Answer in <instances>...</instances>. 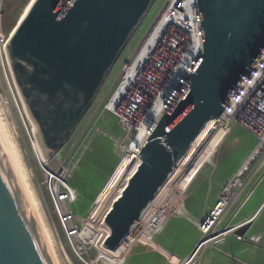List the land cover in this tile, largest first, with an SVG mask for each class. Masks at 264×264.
Returning <instances> with one entry per match:
<instances>
[{"label": "water", "instance_id": "obj_1", "mask_svg": "<svg viewBox=\"0 0 264 264\" xmlns=\"http://www.w3.org/2000/svg\"><path fill=\"white\" fill-rule=\"evenodd\" d=\"M155 1L33 0L18 21L6 58L45 159L70 139ZM197 1L201 57L102 218L108 230L102 246L109 252L124 241L203 127L221 117L264 51V0ZM0 264H54L1 149Z\"/></svg>", "mask_w": 264, "mask_h": 264}, {"label": "rangeland", "instance_id": "obj_2", "mask_svg": "<svg viewBox=\"0 0 264 264\" xmlns=\"http://www.w3.org/2000/svg\"><path fill=\"white\" fill-rule=\"evenodd\" d=\"M28 1L0 0V37L3 40L8 39L11 29ZM164 1L154 2L111 68L70 139L56 155L61 163L72 161L75 164L72 178L69 180L70 185L76 190V200L71 205V209L76 215L79 227L82 229L83 226H87L92 229L96 232L97 239L104 234V228L99 223L100 215L136 161V156L134 157V152L129 147L130 138L132 139L135 130L129 128L130 125L128 126L130 130L126 128L118 112L108 111L105 109L106 104L118 88L125 67L147 37V32ZM0 54L3 60L2 66L0 57V119L22 167L25 181L54 237L53 246L59 258V264H88L89 259L97 254L98 241L87 246L88 255L82 253L84 263L79 261L70 249L69 242L52 213L51 202L42 185V175L37 163L43 162L45 158L39 146L36 131L11 84L2 49ZM232 137L237 138L236 150L232 154L234 158L232 164L243 165L257 145V139L234 123L223 127L213 126L198 152L163 197L153 204L144 225L118 252L112 264H122V262L123 264H180L188 256L183 264L192 263L197 252V248H194L199 240L205 237L198 225L211 215L222 197L225 185L231 181L227 180L224 185H214L212 172L220 169L221 150L234 149L228 143ZM243 157L246 159L244 158L242 163ZM228 158L231 160L230 156ZM254 161L247 175L238 181L241 186L230 195L223 209L224 212L217 217L213 231L243 221V211L238 213L236 210L245 196L260 185L249 202L251 206L264 192V163L259 164L258 159ZM231 162L229 161L227 166L231 165ZM227 166L223 167L224 172L230 171L231 168ZM238 170H236L237 173ZM262 176L263 179L260 181ZM209 184H212V191L208 203H205L203 199ZM211 196H213L212 199ZM235 212L237 214L233 216ZM256 214L257 219L248 225L250 228L253 226L249 234L262 233L264 243V205ZM225 234L226 232L218 233L215 237L208 239L206 244L212 241L218 242ZM232 240L231 237H227L223 243L209 245L196 257L194 264H264V249L253 248L250 244ZM102 257H104L103 262L106 263L107 258L103 255Z\"/></svg>", "mask_w": 264, "mask_h": 264}, {"label": "built area", "instance_id": "obj_3", "mask_svg": "<svg viewBox=\"0 0 264 264\" xmlns=\"http://www.w3.org/2000/svg\"><path fill=\"white\" fill-rule=\"evenodd\" d=\"M153 32H157V37L147 69L143 71L142 77L131 89L128 100L118 109V115L122 119L123 125L127 124L125 126L127 128L130 125L129 128H133L135 133L136 125L140 124L147 108L157 98L168 96L165 101L166 106L161 111L157 121L159 122L175 95L188 79L189 74L199 62L202 54V33L198 1L165 0L147 34ZM6 43L7 39L3 40L0 37V47L4 49ZM1 64L3 66L2 57ZM221 117L227 119L228 124H237L254 136L257 139V145L262 141V137H264V51L250 74L228 100ZM157 124L155 123L148 129L146 135L143 137L142 145L150 137L152 130ZM56 155L53 156L55 157V161L52 164L37 163L42 175V185L51 202L52 213L68 240L70 249L74 253V256L84 263L82 253H87L88 255V244L83 243L80 238L82 229L77 224L76 215L71 209V205L76 200V190L70 185L69 180L72 178L75 164L72 161L61 163L58 161ZM256 159L260 160L259 164L264 163V146ZM252 164L245 172V175L249 172ZM236 175L237 172L231 181H235ZM263 176L260 181H262ZM240 179L237 178L236 180L239 181ZM220 205H222V197L212 212V216L208 217L203 223H199V230L202 235H205L199 242L210 236L214 237L221 231L226 232V236L218 242L205 246L201 244L191 264H194L197 259L196 257H198L202 250L209 245L223 243L227 237H231L236 242L250 244L253 248L264 249L262 233L249 234L250 226L247 227L244 233H237L243 226L242 222L213 231L217 223V217H220L224 212V210L221 211L219 209L221 207L224 209L225 206ZM215 211L216 215H213ZM255 215L249 224L257 219ZM209 232L211 233L209 234ZM188 257L180 264H183Z\"/></svg>", "mask_w": 264, "mask_h": 264}, {"label": "bare ground", "instance_id": "obj_4", "mask_svg": "<svg viewBox=\"0 0 264 264\" xmlns=\"http://www.w3.org/2000/svg\"><path fill=\"white\" fill-rule=\"evenodd\" d=\"M32 1L33 0L28 1L26 6L24 7L22 13L20 14L15 26L17 25L18 21L24 16L25 12L27 11V9L30 6V4L32 3ZM15 26L11 29V32L14 30ZM156 37H157V32H153L151 34L148 33L147 37L145 38V40L143 41V43L141 44V46L139 47V49L137 50L135 55L132 57L129 64L125 67L123 78L121 79V82H120L118 88L116 89V91L113 93L110 100L106 104L105 109H107L108 111L117 113L118 109L123 105V103L128 100V96H129L131 89L137 84L140 77H142L143 71L145 69H147V66H148V63L150 60V56H151V53L153 50V46H154V43L156 41ZM1 49H2L3 56L5 55L4 61H5V64L7 66V69H8L9 79H10L11 84H12L13 88L15 89L17 95L19 96V99L23 105V108L25 109V106L23 104V101L21 99V96L17 90V87L14 83V80H13V77L11 74V70H10V67L8 64V60L6 58L5 47H4V49H3V47H1ZM164 97H166V96H162V97L157 98L152 103V105L147 108L142 120L140 121V124L136 125V133L133 135L132 139L130 138L131 141L129 143L130 149L132 150V152H134V157L137 155V153H138V151L142 145L143 137L146 135V132L148 131V129L152 125H154L155 123H158L157 121L160 117L161 111L166 106L165 101L168 98V96L166 98H164ZM25 111H26V109H25ZM26 113H27V111H26ZM27 115H28V113H27ZM28 117H29V115H28ZM31 122H32V120H31ZM228 123L229 122H227V119L219 117V118L211 119L203 127V129L201 130L199 135H197V137L192 142V144H191L190 148L188 149V151L186 152V154L180 160L176 169L170 174L167 181L159 189L155 198L151 201V203L148 205V207L142 213L140 219L132 227L130 233L127 235V237L124 239V241L120 244V246L115 251L109 252V251L105 250L102 246V241L108 234V230H107L106 226L103 224L102 218L105 215V213L107 212L111 203L114 201V199L118 195L120 188L124 185L126 179L131 174V172L134 170V168L138 162L137 156L135 157L136 161H135V164L133 165L132 169L130 170V172L128 173L126 178L123 180V182L121 183V185L117 189L115 195L110 199L109 203L107 204L106 209L100 215L99 223L104 228V234L101 236L100 239H97L98 236H97V234H95L96 232H94L92 229L88 228L87 226H83V228H82V231L80 233V238L82 239L83 243L91 245L95 241H98V245H99V249H97L96 256L94 258H90L88 264H112L113 263L118 252L120 250H122L127 245V243L130 241V239L133 238L134 235L144 225V223L147 220L148 214H150V212H151V208L153 207V204L156 201H158L160 198L163 197V195L170 188V186L173 184V182L178 178V176L182 172V170L189 164L192 157L198 152V150L200 149L205 137L207 136V134L209 133L211 128H213V126H217V127L228 126V125H230ZM34 126L35 125L33 123V128L36 131V128ZM125 126H127V124ZM263 146H264V137H262V141L258 145H256V147L254 148L252 153L249 155V157L245 160V162L243 163L241 168L238 170V173L235 177L236 179L242 178L243 175H245V172L248 170V168L254 162V160L258 156V153L260 152V150L262 149ZM0 149L3 153V156H4L6 163L8 164L9 168L11 169V171H12V173H13L16 181H17V184L19 185L20 193L28 201V203L30 205L33 217H34V219H35V221L39 227V230H40V232L44 238L45 244H46L47 249H48V251L52 257L54 264H59V258L57 256L56 250L53 246L54 242H55L54 237H53V235H52V233H51V231L47 225L45 217L43 216V213L41 212L34 195L32 194L27 182L25 181V178L22 174V167L20 166V163L18 162V160L15 156L14 148L11 144V141L9 139V136H8L6 130H5L4 125L1 122V119H0ZM54 161H55V157H52L51 159H45L40 164H44V163L52 164ZM236 179H235V181L228 182L225 185V187L223 189V193H222V205H220V206H226V202L229 199L230 195L239 187L238 181ZM219 210L223 211L222 207ZM213 215H216V211L213 213ZM250 221H251L250 219L246 220L245 225L243 224V226H246V225L248 226ZM221 232H224V231H221ZM225 236H226V234H225ZM211 238H213V237L210 236L208 238L203 239L202 240V244H204L203 246L208 245V244H206L208 242L207 240L211 239ZM213 242H216V241H212L209 244H211ZM102 255L107 258L106 263L103 262L104 257H102ZM122 264H123V262H122Z\"/></svg>", "mask_w": 264, "mask_h": 264}, {"label": "crops", "instance_id": "obj_5", "mask_svg": "<svg viewBox=\"0 0 264 264\" xmlns=\"http://www.w3.org/2000/svg\"><path fill=\"white\" fill-rule=\"evenodd\" d=\"M229 139H230V137H229ZM228 143H230V145L233 146L234 149L228 150L226 148L225 149L223 148L221 150L220 156H219V164H220L219 167H220V169L214 170L212 172V176H214V179H213L212 182H213L214 185H217V184H223L224 185V184H226V181L227 180H231V178L236 174L235 173V172H237L236 170H238L239 167L241 166L240 164H232L233 161H234V158H233L232 154L236 150L235 146L237 145V138H233L232 137V139ZM221 144H222V142H221ZM228 156H230L231 160H229ZM244 158L245 157H243V159H241L242 163L246 159V158L245 159ZM227 160L232 161L231 165L227 166V163L229 161L226 164L223 165V163H225ZM221 165H223V167L227 166V167L231 168L230 171L229 172H224L223 171L224 168L221 167ZM259 186L260 185H258L252 192H249L245 196V198L243 199V201L241 202V204L239 205V207L236 210V211H238V213L240 211H243V221H241L242 224H245L246 220H249V219L251 220V218H253L254 215L263 207V204H264V192L260 195V197H258L256 199V201L251 206H249V202L251 201L253 195L258 190ZM211 191H212V184H209L207 189L205 190V197L203 199V202L205 201V203H208ZM212 197L213 196H211V199H212ZM236 214H237V212H235L233 216H235ZM251 228H253V226H251ZM232 241H234V240H232ZM234 242H236V241H234Z\"/></svg>", "mask_w": 264, "mask_h": 264}, {"label": "trees", "instance_id": "obj_6", "mask_svg": "<svg viewBox=\"0 0 264 264\" xmlns=\"http://www.w3.org/2000/svg\"><path fill=\"white\" fill-rule=\"evenodd\" d=\"M181 173H182V172H181ZM181 173H180V174H181ZM180 174H179V175H180ZM178 177H179V176H178Z\"/></svg>", "mask_w": 264, "mask_h": 264}]
</instances>
